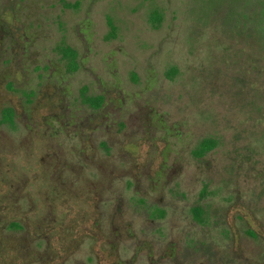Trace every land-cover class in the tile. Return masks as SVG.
Returning a JSON list of instances; mask_svg holds the SVG:
<instances>
[{
	"label": "rangeland",
	"instance_id": "rangeland-1",
	"mask_svg": "<svg viewBox=\"0 0 264 264\" xmlns=\"http://www.w3.org/2000/svg\"><path fill=\"white\" fill-rule=\"evenodd\" d=\"M154 11L163 16L158 28ZM223 46L230 59L215 64L219 71L200 65L208 55L217 62ZM67 47L73 65L63 59ZM243 62L252 76L242 75ZM172 68L178 72L168 77ZM8 74L21 94L2 92ZM261 74L264 0H0V230L20 222L22 230L7 234L32 248L39 236L38 264H99L97 249L63 254L64 228L81 218L88 194L102 247L116 244L117 264H264V213L255 205L264 132L255 144L231 121L238 102L258 104ZM234 79H242L241 96ZM30 88L34 96L23 92ZM85 96H102L103 106ZM220 104L228 108L225 124L198 120V109ZM9 107L12 123L4 121ZM206 137L221 144L195 159L192 150ZM225 165L231 186L220 177ZM198 206L202 221L193 214ZM76 226L83 239L89 228Z\"/></svg>",
	"mask_w": 264,
	"mask_h": 264
},
{
	"label": "trees",
	"instance_id": "trees-1",
	"mask_svg": "<svg viewBox=\"0 0 264 264\" xmlns=\"http://www.w3.org/2000/svg\"><path fill=\"white\" fill-rule=\"evenodd\" d=\"M68 5L70 6V4L68 3ZM163 20V16L159 13V11H154V13H152L151 15V23L153 25L154 28H158V24L161 23V21ZM109 25L112 29V33L111 35H115V26L112 22V20L109 19ZM109 35V36H111ZM205 35V32H204ZM223 49H219L217 56H216V61L214 62L212 60V58L208 55V61L210 62H206V61H199L200 65H204L205 63H209L212 67H215L213 70L215 72L219 71L218 67L215 66V64H222L221 61H225V59H230V57L227 55V50L224 48V46L222 47ZM75 52L73 50L70 49H65L64 50V54L66 57H71V55H73ZM72 65L75 63V61H69ZM214 62V63H213ZM197 62H195L196 64ZM231 66H235L234 62H232L230 64ZM252 64H247L243 62V66L240 68L241 73L243 75V72H248L250 73V69ZM250 66V67H249ZM236 67V66H235ZM192 70V68H191ZM178 71L176 70V68H172L167 72V76L168 77H172L173 75H175ZM253 73V70H252ZM264 74H261V76ZM225 76V75H224ZM214 77L220 78V76L216 75ZM257 76L255 75V78ZM254 78V79H255ZM137 80V76H134V81ZM221 80V78L219 79ZM242 79H237L233 81V87H236L235 90H238V94L241 96V92L239 91L240 88V81ZM212 81H216V80H211ZM230 79L228 80L229 83ZM262 82V81H261ZM219 83V81H218ZM227 83V84H228ZM251 85V87L253 86L252 84L249 83H244L243 86L245 89L249 88ZM197 86V85H195ZM250 87V88H251ZM224 88V87H223ZM237 93V91H234ZM224 95V93H222ZM214 95L216 96V93H214ZM222 95V96H223ZM264 97V91L260 92V97L258 99V104H255L254 106H250L244 103V107H242V104L240 102H238V105L240 108H238L240 111L237 114L238 117L236 119H232L231 117V121L234 122L236 125H238V127L240 126V128H243L244 131L249 132L248 136L250 138L248 139H252V141L255 143V141L257 142L256 137L254 136L255 134L258 133H263L264 132V125L262 127V125L260 126V128L258 129L257 124L255 123L257 120H259L260 123H264V103L262 102V98ZM87 101L90 102L93 106H99L100 105V99H97L96 97H92V96H88L87 97ZM246 107H250V110H246ZM224 108L223 105H218L215 108H213L212 112L209 111H205L204 109H198V114L200 115V118H198L199 121L206 122L207 124H212L213 120H215L216 118H218L221 123L225 124V121H223L222 119H225L224 116H226V112L228 110V108H225L223 111L222 109ZM234 108V105H233ZM191 109V104H189V111ZM4 112V121L6 122H13L14 121V110L12 108H5L3 110ZM223 114V115H222ZM190 116V113H189ZM210 116H215L216 118H212L209 119L208 117ZM207 117V118H206ZM190 118V117H189ZM191 119V118H190ZM194 123H196V121H193ZM202 123H196L198 126L199 125H203ZM242 140L243 137L241 139H239L238 141V145L240 147L243 146L242 144ZM221 144V142L215 138V137H206L203 138L201 140L198 141V143L196 144V146L194 147V149L192 150V155L195 159L201 160L203 158H205L208 154L212 153L213 151H215V149ZM256 144V143H255ZM255 148H257L255 146ZM219 172L221 174V178L224 181L225 184L231 186L232 185V171L231 168L228 166H223L221 168H219ZM227 178V179H226ZM262 188H264V185L261 186V184L259 183L256 190L258 191V196L260 197L259 201L255 202V205H258V208L260 209V211L262 212V215L264 213V191H262ZM76 198V197H75ZM163 213H165V210H162ZM203 209L198 206L195 207L193 209V214L194 217L198 220V221H202V214H203ZM260 212V213H261ZM264 218V217H261ZM0 225H2L0 223ZM7 224H5L4 228L0 230V264H38L39 263V259H37V255L38 253H40L39 250H41L39 248L40 246V241L35 240L34 242V247L32 248V245L27 243V241H25L23 238H17L13 235H8L6 228H8V230H22L23 227L20 224V222L18 221H10L8 222V225L6 227ZM251 235H254L253 232H249ZM36 245V247H35ZM35 248V249H34ZM212 248V247H211ZM213 249V248H212ZM37 250V251H36ZM213 254V253H212ZM216 254V253H215ZM213 254V255H215ZM215 256H212V259H214ZM36 258V259H35ZM51 262H48L49 264H63V261L58 260V259H54V260H50Z\"/></svg>",
	"mask_w": 264,
	"mask_h": 264
},
{
	"label": "flooded vegetation",
	"instance_id": "flooded-vegetation-1",
	"mask_svg": "<svg viewBox=\"0 0 264 264\" xmlns=\"http://www.w3.org/2000/svg\"><path fill=\"white\" fill-rule=\"evenodd\" d=\"M65 7H67V6H65ZM66 49L73 50L70 47H67ZM64 50L65 49H63V55H62L63 56V59L66 60V61H68V62L69 61H74L75 60V57H76V53H74L73 55H71V57H66L65 54H64ZM13 76L16 77L15 70H14ZM13 76H11L10 74H8L6 77H4V79H6V82L4 80V83L2 85V89H3L2 92L3 93H14V92H16V91L19 90L18 92L21 94V89L16 88V85H15L16 84V79ZM10 77H12L13 81L12 80H9ZM7 80H9V81L7 82ZM5 91H7V92H5ZM23 92L25 94H30L31 96H34L36 94V92H37V88H30L29 90L26 89V90H23ZM96 98L101 100L100 101L101 102L100 105L97 106V107L96 106H93L90 102H88L86 96L84 98L85 99L84 102H86L87 104H89V105H91V106H93L95 108L102 107L103 106L104 98L102 96H96ZM47 109H52V108L50 106H48ZM14 115H15V110H14ZM47 132H48V130H47ZM52 134H53V132H52ZM105 144H106V141H105ZM102 147H103V145H101V148ZM24 151L27 152V150H24ZM84 152H85V150H82L81 153H84ZM49 154H52V152L50 151ZM24 155H25V153H24ZM83 162H84V160H83ZM82 167L87 168L88 166L84 162L82 164ZM95 167H96V165H95ZM65 186H67V184H65ZM52 189L55 190L57 188H54L53 187ZM57 190H59V188ZM64 190L68 191L67 188H64ZM66 193H68V192H65V194ZM69 194H70V192H69ZM48 195L51 196V199H55L54 197H56V195H54L51 192L48 193ZM89 196H91V195H88V194L85 195V197H83V199L81 201V212H82L81 218L73 219L71 221V224H67L66 225V230L64 228V232L63 233L65 234V237L67 239V241H66L67 243H66V247L64 249L63 254L67 255L68 256L67 258L70 259L73 255H77V254L78 255H81L82 254V251H84L86 249H88V253H91V254L94 251H96V249H97V251L101 252L99 264H117L118 263L117 262L118 254H117L116 244H113V246H112V244H110V245H108L107 248L106 247L105 248L102 247L101 239H99V237L102 236V233H101L100 230L96 229V227L99 225V223H101V220L99 218H96V217L93 218V211L95 212L96 209H98V208H96L97 204L91 203L89 201ZM67 211H68L67 214H69L70 213V210L67 209ZM54 221L58 223V220L57 219H54ZM76 223H78V224L83 223V226L86 225L89 228L88 231H84V234L85 235H83V239H79L78 240L79 237H76L77 236L76 234L78 232ZM109 236L110 237H115L114 232H111L109 234ZM86 237H88L89 240L90 239L93 240L92 241L93 245H89L88 247L85 246V242H86V239L85 238ZM35 240L40 241L41 238L38 236V237H36ZM83 243H84V246L82 245ZM95 254H96V252H95ZM91 260H92V258H89V261H91Z\"/></svg>",
	"mask_w": 264,
	"mask_h": 264
}]
</instances>
